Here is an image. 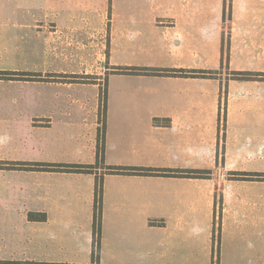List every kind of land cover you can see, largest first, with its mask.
Returning a JSON list of instances; mask_svg holds the SVG:
<instances>
[{
    "label": "crops",
    "instance_id": "1",
    "mask_svg": "<svg viewBox=\"0 0 264 264\" xmlns=\"http://www.w3.org/2000/svg\"><path fill=\"white\" fill-rule=\"evenodd\" d=\"M226 1L12 0L0 203L32 264L71 228L99 264H264V0Z\"/></svg>",
    "mask_w": 264,
    "mask_h": 264
},
{
    "label": "rangeland",
    "instance_id": "2",
    "mask_svg": "<svg viewBox=\"0 0 264 264\" xmlns=\"http://www.w3.org/2000/svg\"><path fill=\"white\" fill-rule=\"evenodd\" d=\"M26 1V0H25ZM31 3H34V7L36 10H42L45 5V0H30ZM230 2L229 0H227ZM226 1V2H227ZM232 2V1H231ZM230 2V4H231ZM12 0H0V69L4 67H10V55L12 48L11 37L15 29H12L11 17H10V8H11ZM101 3V2H100ZM42 6V7H41ZM104 10V9H102ZM42 17L37 16L36 24H41L40 21ZM108 28V25H107ZM123 34V32H122ZM31 47H35L36 53H30L29 58L35 63L41 64L43 59L39 48H41V42L37 41V38L34 39L31 34L30 40ZM103 54V53H101ZM21 56V55H20ZM21 58H23L21 56ZM36 65V64H34ZM40 66V65H38ZM5 73V74H4ZM17 75L11 74L9 72H0V79L10 80L12 77H16ZM33 76H25L24 74H20L19 78H27L32 79ZM106 87L103 86L99 89L100 96L102 95V102H104V94ZM11 90L10 85L3 83L0 85V161L3 160L4 157H11V126H10V98H11ZM103 108L101 110L103 115ZM102 121V118H101ZM8 125V126H7ZM103 127V125L101 126ZM80 143H71L69 148L68 144L65 145L64 150H70L71 153H75L76 151H82ZM100 153V151H99ZM87 154V150L82 151L83 159L86 157L84 155ZM5 160V159H4ZM95 163L98 165H102L103 160H99L98 157L94 158ZM2 165H5L0 162V169H3ZM99 167V166H98ZM1 173V172H0ZM5 173V172H4ZM0 174V183L6 184L7 178H11L10 174L5 173ZM12 183V182H11ZM10 184V183H7ZM10 190H3L0 192V200L7 199L10 197ZM10 200V198H9ZM5 204L6 202L3 201ZM7 205V204H6ZM0 203V264H32L34 261L38 260H46L44 256L46 255L42 253V248L39 249L33 248V245L30 244V248L27 245L29 241L28 237V229L25 225L20 223L19 215L17 216V210H15L11 206H6ZM75 229L71 228V230H67L66 238L67 242L71 245L65 249L63 255H61V260L63 264H83L85 260H88L90 264H99V253L98 248L90 253L82 252L84 248H80L78 245V237L74 236ZM24 239V240H23ZM22 242V243H21ZM77 244L78 246H75ZM82 252V253H81ZM214 264H217L215 261Z\"/></svg>",
    "mask_w": 264,
    "mask_h": 264
},
{
    "label": "trees",
    "instance_id": "3",
    "mask_svg": "<svg viewBox=\"0 0 264 264\" xmlns=\"http://www.w3.org/2000/svg\"><path fill=\"white\" fill-rule=\"evenodd\" d=\"M143 72H149V73H158L159 71L158 70H144ZM5 74V73H4ZM199 73L197 72H194V75H198ZM205 76L207 73H204ZM213 75V73H211ZM24 76H33V74H24ZM253 76H251L250 74H248V76H245L244 78H251ZM254 77H258V75H254ZM39 167V166H37ZM119 172H122V173H127V174H131V173H141V174H149V175H152V174H155L156 171L155 170H152V169H141V170H136V169H130V168H118L117 169ZM193 176H200V177H205V176H208L210 173L209 172H200V171H194L192 172ZM101 190V188H99ZM97 204H98V201H97ZM96 204V210L98 211V205ZM97 218L99 220V216L97 215ZM97 223V222H96Z\"/></svg>",
    "mask_w": 264,
    "mask_h": 264
}]
</instances>
